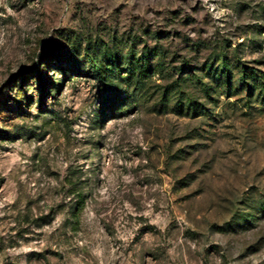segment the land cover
Segmentation results:
<instances>
[{
    "label": "rangeland",
    "instance_id": "1",
    "mask_svg": "<svg viewBox=\"0 0 264 264\" xmlns=\"http://www.w3.org/2000/svg\"><path fill=\"white\" fill-rule=\"evenodd\" d=\"M0 264H264V0H0Z\"/></svg>",
    "mask_w": 264,
    "mask_h": 264
},
{
    "label": "trees",
    "instance_id": "2",
    "mask_svg": "<svg viewBox=\"0 0 264 264\" xmlns=\"http://www.w3.org/2000/svg\"><path fill=\"white\" fill-rule=\"evenodd\" d=\"M227 66V65H226ZM95 69H98L96 66H95ZM98 71L100 72V69H98ZM126 97H127V99H125L124 101H125V103H127V104H130V101H132L133 100V98H131V96H127L126 95Z\"/></svg>",
    "mask_w": 264,
    "mask_h": 264
}]
</instances>
